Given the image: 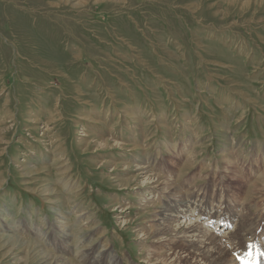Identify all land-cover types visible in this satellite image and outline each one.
<instances>
[{
	"label": "rangeland",
	"instance_id": "obj_1",
	"mask_svg": "<svg viewBox=\"0 0 264 264\" xmlns=\"http://www.w3.org/2000/svg\"><path fill=\"white\" fill-rule=\"evenodd\" d=\"M0 93V234L40 227L62 255L67 215L68 250L91 236L119 264H148L139 241L154 238L135 230L152 210L133 178L150 165L178 187L157 202L196 196L217 212L209 228L247 235L237 264H261L264 0H0ZM25 247L0 248V264H41Z\"/></svg>",
	"mask_w": 264,
	"mask_h": 264
},
{
	"label": "bare ground",
	"instance_id": "obj_2",
	"mask_svg": "<svg viewBox=\"0 0 264 264\" xmlns=\"http://www.w3.org/2000/svg\"><path fill=\"white\" fill-rule=\"evenodd\" d=\"M108 142H109L108 140L105 141V143H108ZM117 145H119V144H117ZM120 146L125 147L124 144H120ZM258 157H260V156H258ZM229 159L230 158H228V160ZM189 161L190 160H188L186 162V164H188ZM149 166L150 165L136 166L135 172H137L138 174H135V176L133 178V180L137 181V188H140L141 190H146L144 193L139 195L140 196V199H139L140 209L145 210V211L148 210V212H149V210H152V212H149V214H151L152 218H147L148 219L147 222H149V225H147V226L142 225L141 227H139L135 230L137 236H140V237L147 236V237H153L154 238L153 241L149 245H148V243H145L146 241H144V239L139 241L140 246L144 247L145 249L147 248L148 253L145 257H143L145 259V261L148 264L150 262H155V264H157V263H162V262H165L168 260H174L177 262H185L186 264H189V263H194V264H237L238 258H240L239 261L244 262L243 255L241 254V252L239 253L237 251L243 246L244 241L247 237V235L243 234L241 228L239 227L236 231H234L231 228L225 229L226 228L225 227L223 230L222 226L229 225V224L225 221L220 220L219 217H218V219H216V221L214 220L215 225H214L213 229L209 228L208 225H209V223H211V221H213L212 217H214V218L217 217L215 215V214H217V212H216V210L214 211V208H213L212 210L210 209V211L207 214H204V212L208 209L205 208V210L203 211L202 207L198 208L199 207L198 203L193 201V200H195L196 196L195 197L188 196L186 198V200H184L185 198L182 200H176L175 197L179 198V194L175 195V194L171 193V196H168L170 200H168L167 202H164L162 200L157 202L158 197L156 198V196H157V193H155V192H157V191H155L156 188H161V189H164L165 191L167 189H169L170 191L171 190L173 191L178 187L176 186L177 184H175L176 181H174L172 178H170V176H168V175L162 176L158 173L159 169L156 168L155 171H152L151 169L153 166L152 167L150 166L151 169L149 168ZM183 166H184V164H183ZM181 174H182V172H181ZM237 174H238L237 171H235V169H233L231 176L236 177ZM263 175H264V173H263ZM259 177H260V174H259ZM224 179H225V177H224ZM229 179H230V177H229ZM238 179H239V177H238ZM260 179H262V177ZM256 180H258V178ZM253 183H254V181H253ZM253 183H252L253 189H251L252 187L250 188L251 189L250 195L252 193H255V189H256L255 185L256 184L253 185ZM150 185H152V187L147 189V187ZM244 186H245V184H244ZM200 187H202V186H200ZM190 190H189V192H191ZM195 190H196V187H195ZM47 195H50V194H47ZM259 195H260V193H259ZM199 196H200V194L197 197H199ZM256 197H258V196L256 195ZM202 200H204V202H208L209 198L207 196H204V197H202ZM197 201H199V200H197ZM244 201L246 202V200H244ZM257 202H261V200L257 201ZM158 203L160 206H158ZM199 209H200V211L198 212ZM255 209H257V208H255ZM217 211L220 212V210H217ZM192 212L198 214L199 216L197 215L198 216L197 218H193V216H191V215H193ZM244 212L246 213L247 211H244ZM146 214H147V212H146ZM208 215H210V217L208 219L207 218L205 219V217H207ZM211 215H215V216H211ZM247 215L248 214H246V216ZM255 215H257V214H255ZM79 217H80V215H79ZM235 217H231L230 221L234 220ZM248 217H249V215H248ZM61 218H62V220H60L58 222L61 224V227H60L61 229H59V230L56 229L55 233H57L58 235H61V236H58L59 238L63 237L62 245L61 246L57 245L58 246L57 250H59V253L61 251H63V252H61L62 255H60V254L55 255L54 252H51V250L47 249L48 245L53 247V245H54L53 239H52V237L48 236L47 233L42 232V230H40V227H37L34 229L35 233H36V240L35 239L26 240L24 237L18 236L16 233H14V234L9 233L8 235H6L4 233L0 234V238L5 240L3 242L4 244H2L0 248L4 247L6 245H11L12 247H15L17 245H25L26 246L25 248H27L28 253H30L29 251L32 247H38L39 248L38 250L40 251L39 256L41 257V259H40L41 264H70L69 255L73 256V259L75 258V260L77 261V264H103V262H104V264H119L117 261L118 257L116 259L115 255L112 253V251H111L112 247L109 246V242L104 241L105 243L102 244L103 248H101V250L98 252V250H96L97 247L95 244H91L90 242H86V241H88V238H90L91 236H89V237L87 236L85 238L81 235H75V238H74L75 245L72 248V250H68L67 242L70 240L69 238H72L74 236L73 235L74 233H73L72 226H70L68 216L64 215ZM242 219L243 218L240 219V222H242L241 221ZM237 220H239V219H237ZM79 221H81V220H79ZM220 226H221V229L218 228ZM7 229H9V228H7ZM67 229H69L70 231H68ZM77 229H78V227H77ZM80 230H82L81 226H80ZM80 230L78 232H80ZM6 233H8V232H6ZM22 233H23V231H22ZM261 233H262V231H261ZM262 238H264V234H263ZM81 245H83V246H81ZM20 247H22V246H20ZM252 247H257V250L264 251V241H261L260 243L254 242V243H252ZM180 248L182 250H184V253L186 254L185 256L178 255L177 251H179L178 249H180ZM250 248H251V246L246 248V250H248ZM10 250H11V248L6 251L5 255L10 254L11 253ZM236 253L239 255H237L236 258L234 259L233 254H236ZM65 255L67 257H65ZM137 264H139V263H137Z\"/></svg>",
	"mask_w": 264,
	"mask_h": 264
}]
</instances>
